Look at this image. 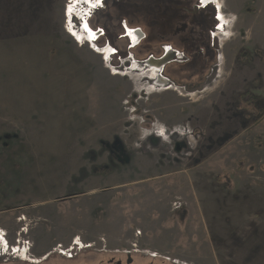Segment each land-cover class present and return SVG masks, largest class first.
<instances>
[{"label":"rangeland","instance_id":"rangeland-1","mask_svg":"<svg viewBox=\"0 0 264 264\" xmlns=\"http://www.w3.org/2000/svg\"><path fill=\"white\" fill-rule=\"evenodd\" d=\"M102 1L0 0V264H264V0L146 68Z\"/></svg>","mask_w":264,"mask_h":264},{"label":"flooded vegetation","instance_id":"flooded-vegetation-1","mask_svg":"<svg viewBox=\"0 0 264 264\" xmlns=\"http://www.w3.org/2000/svg\"><path fill=\"white\" fill-rule=\"evenodd\" d=\"M191 1L192 0H103L102 4L96 8H100L102 9L101 11L104 12L105 21L103 25L105 26L107 41L110 32L114 33V38L112 39L113 43L123 39L124 32L121 33V31L125 30L127 26L139 29L141 35L138 37V42L140 44L149 39L156 40L157 42L168 41L163 44L160 55L158 54L159 49L154 48L151 51L152 53L148 55L150 60L146 61L148 57L139 60L140 64L146 68V65L150 62H159L161 60L159 57L164 55V45L170 46L172 50L176 49L175 45L170 42L171 40L186 39L183 50L190 52L188 49L191 48V41L195 40L197 43L198 36H202L203 38L210 35L211 29L197 16L196 8L198 5L194 3L193 5H195V8H188L187 5L190 6ZM95 16L96 14H94L93 17ZM108 43L110 44V40ZM116 51L118 52L119 50L117 49ZM190 53L192 55L195 52ZM188 61H191V58ZM163 63H165V60L162 64ZM156 260L154 261L152 258L147 264H163L160 262L163 260L162 258ZM164 261L173 264L178 263L177 260L171 261L169 257L164 258ZM133 262L134 260L129 257L125 261L124 259L115 260L114 264H134Z\"/></svg>","mask_w":264,"mask_h":264},{"label":"built area","instance_id":"built-area-1","mask_svg":"<svg viewBox=\"0 0 264 264\" xmlns=\"http://www.w3.org/2000/svg\"><path fill=\"white\" fill-rule=\"evenodd\" d=\"M131 30L133 33L137 32V30H135V29H131ZM126 31H127L126 35H128V34L131 35V32L129 31L128 28ZM131 46H133V44H131ZM173 52L176 54V58L174 57L172 61L187 62L189 60V56L186 53H184L183 51L178 50V49L172 50L170 46L164 45V53L165 54L173 53ZM131 56H133V55H131ZM148 60H150V58H148ZM71 248L72 249H66L65 251H62V253H64L67 256H73V252H71V251L74 250V247H71Z\"/></svg>","mask_w":264,"mask_h":264},{"label":"bare ground","instance_id":"bare-ground-1","mask_svg":"<svg viewBox=\"0 0 264 264\" xmlns=\"http://www.w3.org/2000/svg\"><path fill=\"white\" fill-rule=\"evenodd\" d=\"M74 5H70L69 6V8H68V10H70V11H68V16L71 18L74 14H75V10H74ZM74 17H76V15L74 16ZM222 20H225V18L223 17L222 19H221V21ZM90 26V25H89ZM132 28H130L129 29V31L131 32V37H132V40H133V42H137V39H138V37H140V31H138L137 30V32H132V30H131ZM134 31V30H133ZM75 33H76V31H74ZM78 34V33H77ZM217 35V34H216ZM136 38V39H135ZM136 44H138V43H136ZM110 46H112V45H110ZM114 48V47H113ZM169 56H171V55H169ZM165 60V59H164ZM164 60H160L158 63H159V65L160 64H162V62L164 61ZM157 62L156 61H153V62H150L149 64L151 65H153V64H156ZM78 241V240H77Z\"/></svg>","mask_w":264,"mask_h":264},{"label":"crops","instance_id":"crops-1","mask_svg":"<svg viewBox=\"0 0 264 264\" xmlns=\"http://www.w3.org/2000/svg\"><path fill=\"white\" fill-rule=\"evenodd\" d=\"M126 28H132V29H136V28H133V27H130V26H127ZM125 28V29H126ZM124 32V33H123ZM121 33H123V39L128 43L129 41V39L127 38V37H125V33H126V31L125 30H123V31H121ZM123 39H121V41L123 40ZM130 43V42H129ZM178 50H180L181 48H178V47H176ZM110 49H112V47L110 48ZM183 52H184V50H183ZM108 53H110V51H108ZM188 53V52H187ZM188 56H189V58H191L192 59V56L188 53L187 54ZM248 210V209H247Z\"/></svg>","mask_w":264,"mask_h":264},{"label":"trees","instance_id":"trees-1","mask_svg":"<svg viewBox=\"0 0 264 264\" xmlns=\"http://www.w3.org/2000/svg\"><path fill=\"white\" fill-rule=\"evenodd\" d=\"M243 96V98L245 99V100H247V98H248V94H243L242 95ZM241 96V97H242ZM226 179L229 181L230 180V177H228V174L226 175Z\"/></svg>","mask_w":264,"mask_h":264}]
</instances>
